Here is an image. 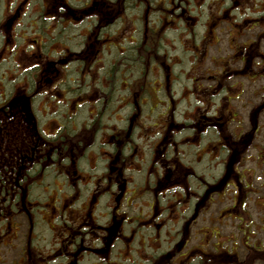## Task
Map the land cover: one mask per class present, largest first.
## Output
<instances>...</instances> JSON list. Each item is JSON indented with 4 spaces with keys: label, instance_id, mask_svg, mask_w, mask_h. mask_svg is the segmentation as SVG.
I'll return each mask as SVG.
<instances>
[{
    "label": "flooded vegetation",
    "instance_id": "obj_1",
    "mask_svg": "<svg viewBox=\"0 0 264 264\" xmlns=\"http://www.w3.org/2000/svg\"><path fill=\"white\" fill-rule=\"evenodd\" d=\"M110 4L113 6L110 7ZM118 4L119 0H0V191L2 189L6 191L8 185L20 191L25 188V184L29 186L25 190L29 189L31 184H39V165L35 164L42 157L47 156L50 159L48 151L50 153L51 150L60 149L51 141L46 142L48 147H44L42 151L39 149L40 144L44 143V140L40 141L41 137H46V132L53 131L55 119L61 116L60 113H56L60 106L65 107L64 111L71 112L80 109L86 103L87 116L90 117L87 118L88 120L94 121L96 116H102V112L98 115V109H101L100 104H96L95 100L90 103L94 95H100L101 99H105V94L97 91L100 89L98 81L96 80L97 86L93 90L94 95L89 97L85 91L88 75H95L97 72L88 73V67L92 62H96L89 56L94 49L91 50L94 45L90 43L95 42L102 48L105 41L103 45L115 47V43H120L119 36L116 35L120 30L133 29L135 32L136 27L133 24L135 18L133 17L132 23H128L130 18L125 8L119 7ZM109 8L115 10L108 13ZM183 11L178 14L183 16ZM111 15H113V21L110 23L113 26L112 38L115 40L109 42V39L102 35V31L105 30L102 19L108 20ZM225 16L227 13H224L223 18ZM89 19L92 21L89 22ZM217 20H212L216 26L222 22L221 19ZM139 25H143V45L152 47L151 41L146 40V21ZM212 25L208 24L209 30L215 28ZM78 26V34L72 33L73 28ZM133 39L131 37L122 42H133ZM114 41L118 42L114 43ZM254 42L255 40L246 39L240 45H235L234 57L231 56L229 60H233L235 55L247 65L253 56L260 55L259 57L263 60L264 56L258 52L257 47L250 50ZM96 53H99V49ZM9 61L14 63L16 77L8 76L10 75ZM166 62L162 60L160 65L170 74V65ZM72 67L77 75H73ZM257 68L264 70V63ZM227 69L228 64L225 66V71ZM257 70L252 73L253 81L257 78ZM231 73L232 76L240 74L238 69ZM221 75L223 73L220 72L217 76ZM217 83L222 85L225 91V102H222V109L225 110H216L211 122L218 130L217 142L223 143L225 149L232 150L240 144L239 141L242 139L230 137L231 134L228 132L227 126L234 124L233 120L237 117L234 106L232 108L230 104L233 100L241 103L242 91L236 92V95H233V91L231 95L228 92H231L232 85L223 83L221 80ZM73 84L77 86L75 89H72ZM216 84L207 89L215 90ZM207 89L201 90V99L198 100L200 104L206 106L210 102ZM116 90L117 87H113V91L116 92ZM198 90L200 92V89ZM111 99V106L108 107L110 113L106 114V119L103 121L105 123L100 124V132H111V136L108 140L104 138L101 144L99 143L106 148L102 146L99 150L97 148L99 145L96 147L97 155L105 159L100 171L97 168V162L101 159L95 158L93 152H90L92 163L88 161L86 168H83L81 163L79 168L84 149L87 145L94 143L90 139L83 140L85 147L72 151L69 148L70 140L66 139L67 150L63 151L64 156L59 157V159H68V167L59 171L60 174L63 173L64 197L59 199L60 202L46 205L41 218L49 208L53 210L52 212L57 211L60 218H57L54 224L60 225L64 231L61 248L56 252L53 248L44 257L37 256L34 251L39 250L32 242L35 238L32 234L37 217L40 216V214L36 215L37 208L41 205L39 202H7L0 196V264H245V260H239L237 244L235 250L230 253L221 250V246L216 249L215 242L209 246L190 245L191 247L184 251L183 247L188 244L184 226L187 228L188 223L180 232L182 240L171 239L175 233H171L173 231L171 226L166 227V222L171 219L161 217L163 208L159 206V196L166 191L171 192L177 199L175 202H179V205L177 203L179 207L183 205L189 208L193 204L195 213L198 208L200 210L204 202L212 200L211 196L215 194V188L201 179L189 161L179 156L176 158L163 156L160 151L150 159L156 169L154 166L146 167V172L143 173L141 167L129 168L125 164L119 166L117 150H111L113 147L119 149V140H116L118 136L116 122L119 120L118 111L124 103L123 99L120 101V97L114 96L113 92ZM245 103L247 107L248 101L245 100ZM131 120L132 118L130 122ZM9 124L7 130L6 127ZM25 124L29 130L26 127L27 132L23 135L19 134V129L25 128ZM250 124H252L251 121ZM206 125L205 119L196 124L199 130ZM83 126L86 127L88 124ZM14 130L18 133L17 137L12 134ZM128 136L125 142L130 141ZM229 150L225 151L228 153ZM129 156L132 158L134 154L132 156V153H129ZM242 156L243 154L241 158ZM192 157L196 161L201 159L199 156L194 157L193 154ZM51 164H48V170L54 168ZM128 169L142 172V176L145 174L142 183L132 182V176L125 173ZM229 176L235 182L234 184L238 182L237 170L229 173ZM148 177L153 178L155 184L152 191L153 200L149 198L150 191L145 192L148 190L145 188ZM22 180L26 181L25 184ZM228 180V178H222L219 186L224 185ZM201 181L204 186L202 189ZM138 184H143L141 190L136 187ZM82 190L87 193L81 200ZM104 198L114 203V206L109 208L105 215L108 219L102 223L100 222L101 213L97 217L95 208L98 209L99 203ZM239 201L240 199L237 198L236 202ZM76 202H81L80 208L79 211L73 212V206L78 207ZM121 202L128 207L134 206L131 202H149V212L144 216L139 214L138 219L135 216H126L124 212L119 211ZM167 202H174V200L169 199ZM229 209L230 207H227V210ZM69 216L70 219H68ZM23 227L27 229L28 245L24 248L21 245L18 259L8 263V252L18 247V234ZM163 228H165L164 235L167 234L165 238L161 235ZM136 238L137 248L135 249ZM164 243L166 245L163 249ZM240 244L243 250H248L246 254H249V261L259 260L260 264H264V245L255 244L254 247L247 248L246 239L241 240ZM175 250H177L176 253ZM27 252L30 253L31 258L27 257ZM123 253L125 256L122 255ZM25 257H27L26 260Z\"/></svg>",
    "mask_w": 264,
    "mask_h": 264
},
{
    "label": "rangeland",
    "instance_id": "obj_2",
    "mask_svg": "<svg viewBox=\"0 0 264 264\" xmlns=\"http://www.w3.org/2000/svg\"><path fill=\"white\" fill-rule=\"evenodd\" d=\"M126 1L137 3L135 6L142 8V12H145L146 6H143L141 3L143 0ZM140 3L141 5H139ZM181 5L186 6L188 17H193V19L189 20L187 24L182 22L184 16L180 17L182 14H178L184 10H182ZM198 5L199 7L196 8ZM228 6H231V9H226ZM224 12H228V15L221 18L222 22H219L216 26L210 18L213 16H219ZM139 14L140 12L138 10H135L133 13L134 16ZM163 14H166L165 17L159 15L157 12L152 13L149 18V26L158 24L161 25V29L159 30V34H161L160 43L161 47L165 48V52H169L171 56L170 61L166 62L170 65L171 72L168 74L165 67H161V73L158 76V79H155L154 83H152V78L155 77V73H157L158 70L156 67H153L151 68L152 71H149L150 76H148V78L151 79L150 83L152 84L153 90H150V93L145 95L147 97V102L142 108L144 123H142V126L138 131L142 137L138 139V142L141 140L143 143H141L143 147V154H141L138 150L135 151V154L138 153V155H140L143 159L142 162L140 159H136L137 163L130 162L125 165L129 168H137L142 165V171L145 173L146 164H148L149 160L156 153H158V149L160 153L166 157H176L174 153L178 150L177 156L181 157L183 160L189 161L195 171L199 173L201 179L206 181V183H212V177L222 172L221 162L226 156V151L222 154V158L220 160L213 158V154L211 153L213 151V146L217 144L218 141V130L216 128L205 130V127L204 129H198V132H195V128L193 127L204 119V116L206 115L203 112L205 110L210 111L208 115H213L215 110L222 109V102H225V93L220 95L219 91L222 90V85H219L218 83L216 84L217 81L221 80L223 83L232 85V90L231 92H228V94L232 95L234 91L233 95H236V92L242 91L240 98L244 103L242 100L241 103L233 100V105L230 104V107L233 108L234 106V112L238 113V115L237 119L233 120L235 125L233 123L229 124L227 129L229 134H231L230 137L239 138L240 136L243 141L245 140L241 146L247 145L245 150L242 152V158L238 159V168L236 169L242 192L247 198L246 202H233L232 199H234L236 195V190L234 191L232 187L235 186L231 185L222 192H215V194L211 197L212 200L204 202L200 210H198V208L194 213L192 208L193 204L189 208L183 207V205L179 207V202H175L177 199H175L174 195H172L171 192L167 193L166 191L164 194L159 196V206L163 208V211L159 212H161L162 218L171 219L168 220V222L165 221L167 223L166 227L171 226V228H173L171 233H175L174 237L171 239L174 238L175 240H182L180 232L182 231V227L188 223L187 228L184 226V231L188 237V244L186 247H183L184 251H186L190 245L196 246L199 244L209 246L215 242L216 249L221 246V250L230 253L235 250L237 244V254L240 261L245 260V264H260L259 260L252 262L249 261V254H246L248 250H243L240 243L241 240L244 241L246 239V245H248L247 248L254 247L255 244L264 245V107H261L260 111L258 110L259 112L257 113V122L255 125V128L257 127V131L255 133L254 131H251L252 124H250V119L247 116L253 107L255 109L263 102L261 96L264 94V70L258 69L255 65L256 63H259L261 66L263 62L260 64L262 61L259 57L260 55L250 58L249 65L244 63V61H241L240 57L237 55H235L233 60H229V58L231 56L234 57L233 49H235V45H240L243 40L246 39L255 40L250 47V50L252 51L256 47H259L258 52L264 56V0H173V5H171L170 9ZM127 16L128 18H132L130 15ZM168 16L175 18V21H167L166 19H169ZM126 20H128L127 17ZM91 21L92 19H89V22ZM208 24H213L212 27L215 26V28H210V30L209 28L207 29ZM136 25L140 29L137 34L134 33L133 29H122L119 32L117 31L118 34L116 35L119 36L118 41L121 43L123 40H128L131 37H137V43L135 45L138 46V44H143L141 39L144 38L143 25ZM114 27L116 26L114 25ZM71 32L78 34L79 26L74 27ZM103 32L110 37L107 31L104 30ZM109 32L112 33L113 30H109ZM257 36L262 37L256 38ZM150 41L152 43L153 39H150ZM158 41L159 39L154 38V49L159 46ZM126 43L127 42H125V44ZM90 44L96 45L95 42ZM103 44L102 48H100L102 53L95 54V60H98V62H92L88 67V73L97 71L96 74L99 75H88L86 79L87 88H85V91L89 97L92 94L94 95L95 91L93 90L96 89L97 80L100 88L97 90L99 93L110 92L112 79L107 78L105 74L107 71L109 72L112 67H119L114 69V73L117 69L119 70V77L115 78L114 87H117V90L116 92L113 91V93L114 96L123 98L124 105L120 111V118L123 119L124 117L126 118L131 111V106L133 104L132 93L138 86L137 80L135 79L141 74V71L140 68H137L136 65L131 62H128L129 64H120L124 61V59H127L128 55L136 53L137 46L134 49L133 47L135 45L128 43L126 45L130 48L128 49L127 47L126 52L123 53L125 50L124 44L121 46L116 45L117 48L108 45L105 46ZM194 44H198V47L194 48ZM93 48L94 47H92L91 50ZM121 57L122 59L120 60ZM227 64L228 69L225 71V66ZM8 65L10 66V69H8L10 75L8 76L16 77L17 75L14 63L9 61ZM237 69L240 74L232 76L231 72H234ZM72 70L73 75H77V72H74V67H72ZM255 70H257V74L259 73L262 75H257V78L253 81L251 76ZM149 72L147 71V73ZM220 72L223 73V75L217 76ZM114 73H111L110 75H113ZM121 74L127 78L126 82L120 83V78H122ZM166 76L168 77L166 78ZM192 77H195V81L191 80ZM195 82L197 83L194 84ZM215 84L216 89L214 90L213 95L207 96L210 98L208 105L209 108L205 105H199L198 100L201 99V90L206 89L209 86H215ZM239 86L241 87L240 89ZM72 87L74 88L75 84H73ZM196 87H198L197 89H200V92L198 93L199 97L196 94H192ZM101 90H103V92ZM216 93L218 96H216ZM166 94L174 101L173 112L175 118L166 121V126H163L162 124H165L163 120H167L162 112L167 105ZM228 94L226 95L229 96ZM99 96L100 95H94L93 99L96 104H100L101 106V109H98V115L104 110L105 104L107 103ZM187 96L190 97L185 99ZM105 97L108 96L105 95ZM245 100L249 103L247 107ZM158 102L160 103L158 104ZM85 105L86 103L80 107L77 116H75V120H77L78 125L86 121L87 118H90L87 116V107ZM155 106L157 107L154 108ZM153 108L154 110L150 111ZM64 110L65 107L60 106L56 113L63 115L66 113ZM222 110L225 109L223 108ZM71 112H74V110ZM246 112L247 114H245ZM105 119L106 117L104 120ZM185 119L191 125L187 126ZM174 121L183 122L184 127L188 128L190 133H192L193 130L194 138H192L193 134L187 137V135H185L186 133H184L185 131H183L175 134L174 144H170L168 146L169 148H166L168 143H164L160 139L167 137L168 142H172L171 125ZM125 126V120L119 122V128L125 129ZM178 130H180V127ZM248 133L251 135L249 136ZM151 134L154 135L150 137ZM244 134H247V138H243ZM110 136L111 132L102 133L99 131L94 137L95 144L93 147L96 149L97 145L102 142L104 138L105 140H108ZM157 138L158 140L156 141ZM191 138L193 140L189 141ZM193 144H196V146H198V144L199 146L206 144V146L203 145L204 147L201 146L202 148L199 149L200 147L193 146ZM124 152L129 154V148L127 147L124 149ZM195 152H201V154L203 153L201 159L199 161L197 160L198 162L192 157V154L195 157ZM80 162L82 163L83 168L88 167V161L85 158H81ZM104 163L105 160H99L97 162V168L99 171ZM125 173L128 176H132V182L142 183V172L130 171L128 169L125 170ZM148 179L150 183L153 184V178L148 177ZM49 180L50 176L46 179L44 178L43 182L47 183ZM34 185L35 184H31L30 189H27L31 190V198L47 200V198H52L54 196L53 193H50V189L40 191L39 186ZM200 187L202 189V184ZM64 189L60 192V194L64 192ZM179 191L181 190L179 189ZM242 192L239 193V196ZM81 193L82 200L85 198L87 192L82 190ZM242 197L244 196L242 195ZM169 199L174 200V202H167ZM53 203L54 202H39L41 207L37 208L38 213L36 212V215L40 214V216L37 217V221L35 222V228L32 234V237L35 236V238H33L34 241L32 240V242L39 250L34 251V253L40 257H44V255L48 254L53 248H55L54 252H56L61 248L60 243L63 240L64 231L61 229L60 225L54 224L57 222V218H60L57 211L52 212L53 210L49 208L47 213L43 214V218H41V215L45 210V206ZM80 203L81 202H76L78 207H75L74 205L72 208V210H74L73 212L79 211ZM132 203L134 206L128 207L121 202L119 211L124 212L126 216H135L137 219L140 215L144 216L145 214H148L149 202H131V204ZM111 206L113 207L114 203L108 202L107 198H104L99 203L98 209L97 207L95 208L97 217L101 213L100 222L104 223L108 219V216L105 215ZM81 207H83V205H81ZM227 207H230V209L227 210ZM68 219H70V216ZM164 230L165 228L161 231L163 238L167 235H164ZM26 234L27 229L25 227L20 228L17 240L18 247L8 252V263L18 259L19 252L21 250L19 247L21 245L23 248L28 245V240L26 241ZM38 238L40 239L38 240ZM136 240L137 238L134 241L135 249L137 248ZM88 241L89 240H87V242ZM59 245L60 247L58 248ZM162 245L164 249L166 244L164 243ZM29 248L31 249L30 246ZM148 251L149 250H147V252ZM176 252L177 250H175V253ZM27 253V257L31 258L30 253ZM122 255L125 256V253ZM133 255L135 254L133 253ZM246 255H248V257ZM27 257H25V260Z\"/></svg>",
    "mask_w": 264,
    "mask_h": 264
},
{
    "label": "trees",
    "instance_id": "obj_3",
    "mask_svg": "<svg viewBox=\"0 0 264 264\" xmlns=\"http://www.w3.org/2000/svg\"><path fill=\"white\" fill-rule=\"evenodd\" d=\"M141 3H142L143 6H146L145 12H142V8L135 6V5H137V3H135V2H127L126 0H119V4H118L119 7L125 8V12H126L127 15L132 16V18H130L128 20V22L132 23L133 17L135 18V21H134L135 23H133V24L135 25L137 30L134 33L137 34L140 31L136 24H140L143 21H146V23L148 25V27L146 29V30H148V31H146V39L147 40L148 39L149 40L153 39L152 47L149 46V45H143V44H138V46H137V45H135L137 43V37H135V38L133 37L134 38L133 42L132 41L131 42H127L126 44L130 43L132 45H135L133 47L134 49L137 46V51H136L135 54L128 55L127 59H124V61L120 64V65H122L123 63L124 64H129L128 62H131V63L135 64L137 68H140L141 74L135 79V80H137L138 86L135 89V91L132 93V95H133V101H132L133 104L131 106L130 113L127 115L126 118L124 117L123 119H121L120 118V111H121L122 108H120V111H118V115H117V118L119 120L116 122V125H117L116 130L118 131V136H117L116 140L117 141L119 140V149H114V147H113V149L111 151L117 150L116 152L118 153V164H119V166H122V165H124L126 163H130V162L137 163L136 159H140L141 160L140 155H138V153L135 154V151L138 150L139 152H141V154H143V152H142V150H143L142 144L143 143L141 142V140H139V142H138V139H140L142 137L140 136V133H138V131H139L140 127L142 126V123H144V120H143V109L142 108L147 102V100H146L147 97L145 95L149 94L150 90H153L152 89V84L150 83L151 79H149L148 76H150V72L152 71L151 68L156 67L158 72L155 73V77H153L152 81H151L152 83H154L155 79H158V76L161 73L160 62H162V60L169 62L170 58H171L169 52H165V48L161 47V43H160L161 34H159V30L161 29V25L158 24V25L149 26V18L151 16V14L155 13V12H157V13H159V15H162V16L165 17L166 14H163V13L167 12L170 9L171 5H173V0H151V1L143 0ZM141 3L139 5H141ZM109 6L112 7L113 5L110 4ZM220 6H221V4H220ZM198 7H199V5L196 8H198ZM181 8H182V10L184 9V11H185V13L183 15L184 18H183L182 22L187 24L189 20L193 19V17H188V15H187L188 11L186 9V6L181 5ZM226 9H231V6L226 7ZM114 10L115 9H113V8H109L108 13H111ZM135 10H138L140 12V14L137 15V16H134L133 13L135 12ZM224 13H227V15H228V12H224ZM224 13L220 14L219 16H213L210 19H212V20H214V19L217 20L218 19L219 20V19L223 18ZM180 17H182V15ZM168 18L169 19H166L167 21H171V20L175 21V18H173L172 16H168ZM105 19L106 18L102 19L103 28H105V31H107L109 33L110 37H108V35L103 32L104 30L102 31V35L105 38H108L109 42H112V40H115V38H112L113 33H110L109 30H113L112 29L113 26H112V24H110L113 21V15L109 16L108 20H105ZM208 28H209V26L207 27V29ZM154 38L159 39V41H158L159 46L156 49H154L155 48L154 47ZM115 42H118V41H114V43ZM122 44L125 45V50L123 52V53H125L126 49L128 47L125 44V42H121L120 44L115 43V48H117L116 45H120L121 46ZM193 47L197 48L198 44H194ZM129 48L130 47H128V49ZM98 49H99V53L101 54L102 52H101L100 46H97V43H96V45H94L93 53L89 54V56L92 57L94 60L96 59V55L95 54H96V50H98ZM192 54H193V52H192ZM121 59H122V57L120 58V60ZM95 61L97 62L98 60H95ZM116 68H119V67H115V68L112 67V69L109 70V72L107 71L106 74H105L107 76V78H111L112 79V87L110 88V92H108V93L107 92H103V94L107 95L108 97H104L105 98L104 102H107V103L105 104L104 110L102 111V116H96L94 121H91V120L87 119L86 121H84L85 123L82 122L81 124L78 125L77 120H75V116H77L79 109L75 110L74 112H70L68 110V111H66L65 114L59 116L60 118H56L55 119L56 122L53 124L55 126L53 131L52 132H50V131L46 132L47 136L46 137L42 136L41 140L39 139L41 142H43L42 140H44V143H41L40 146H39V149L41 151L43 150L44 147H48L46 145L47 141H51L54 145H56L57 147H60V149L56 148L57 150H51L50 153L48 151V156L50 157V159H48L47 156H46L47 158L46 157H42V158H40L39 162L37 164H35V165H39V167H38V169H39L38 183H40V184H35L34 183L35 184L34 186H39V188H40L39 190L40 191H46V190L50 189V193H53L54 196L52 198H47V200H45V199L40 200L39 198L33 199V198H31V195H30V191L31 190L24 191L25 188H28L29 186L27 184H25L26 181L22 180L24 182V184H25V186H24L25 188H23L24 190L22 189L23 191L22 190H20V191L15 190L14 188H11L10 185H8V188H7L6 191L4 189H2L0 191V196L2 198H4L7 202H21V201L22 202H60L59 199L60 198L62 199L64 197L63 193H62L63 195L60 196V192L64 189V186H63L64 180H63V173L61 172V174H60L59 171H62L64 168L68 167V159H66V158L65 159L64 158L59 159V157L60 156H64V152L63 151L67 150L66 139L70 140L69 148H71V151L79 149V147H82V146L85 147V144L83 143L84 139L92 140V142H94L93 145H92V143L87 145V147L84 149L85 152L83 151L84 154L82 155V158H85L87 161L91 162L90 152H93V154H94L93 156L95 158L98 157L101 160H105V159H103V158H101V157H99L97 155L96 149L93 147L94 144H95L94 137L96 136V133L101 131V127H100L101 125L100 124L104 121V118L106 117V114L110 113V108H108V107L111 106L110 104H111V100H112L111 97H112L113 87H114V83H115V78L119 77V70L118 69L114 73V69H116ZM147 71L148 72L150 71V72L147 73ZM111 73H114V74L110 75ZM121 75H120V77H121ZM120 80H121L120 83H123V82H126L127 78L124 75H122V78H120ZM191 80L195 81V77H192ZM196 83L197 82H195L194 84H196ZM76 87L77 86H75L74 88L72 87V89H75ZM197 88L198 87H196L194 89V92L192 94L198 95L199 90ZM207 91L210 94V96L213 95V93H214V89H211V88L207 89ZM222 91H223V88H222L221 91H219V93H221ZM153 92H155V91H153ZM139 93H140V95H139ZM87 96H89V95H87ZM216 96H218L217 93H216ZM188 97H190V96H187L185 99H187ZM198 97H199V95H198ZM166 98H167V102H166L167 105L165 106V109L162 110V112L165 115L167 120H163L165 122V124H162L163 126H166V121L175 118L174 117L175 115H174V112H173V110H174L173 102L174 101L172 100V98L168 97L167 94H166ZM121 99H123V98L120 97V101H121ZM93 101L94 100H90V103L93 102ZM209 101H210V99H209ZM159 103L160 102H158V104ZM121 107H122V103H121ZM156 107L157 106H155L154 108H156ZM206 107H208V106H206ZM154 108L152 110H150V111H153ZM259 109H261V108L260 107H256L255 109H253L250 112V121L252 123L251 131H254V133H255V131L257 129V127L255 128V125H256L255 123H256V120H257V113L259 112L258 111ZM202 110L204 111L203 108H202ZM209 112L210 111H208V110L207 111L205 110L203 112L206 115L204 119H205V121H207V125L204 126V128L206 127L205 130H208L210 128H216L217 129V127H215L212 124V122H211L212 119H214L213 117H214V115L216 113V110L214 111L213 115H208ZM157 115H159V114H157ZM131 118H132V120L130 122ZM123 120H125V123H126L125 129L119 128V122H121ZM185 122H186L187 126L191 125V124H189L186 121V119H185ZM103 123H105V122H103ZM83 124H88V126L85 127V126H83ZM171 124H172V122H171ZM12 125H15V124H12ZM8 126H10V124L7 125V127H6L7 130L9 129ZM26 127L29 130V127L25 124V128L23 127L22 129H19L20 130L19 134L22 133V135H23L24 132H27ZM179 127H180V130H178ZM193 128H195L194 129L195 132H198L197 131L198 128H197L196 125H194ZM171 129H172V132H171V134H172V142L171 143L168 142L167 137H164L163 139H160L164 143H166V142L168 143L166 148H169L168 146L170 144H174V139H175L174 135L178 134V133H181L183 131H185L184 133H186L185 135H187V137L191 136L193 134L192 138H194L193 130H192V133H190L188 128L184 127V123L183 122H175L174 121V123L171 125ZM54 130H55V132H54ZM200 130H202V129H200ZM12 134H14V137L18 136V133L15 130L13 131ZM195 134H197V133H195ZM35 135H36V133H35ZM152 135H154V134H151L150 137ZM248 135L250 136L251 134L248 133ZM127 136H128V139H130V141L125 142V139H126ZM145 138H146V136H145ZM192 138H191V140L189 139V141H192L193 140ZM243 138H247V134L246 135L244 134ZM157 140H158V138L156 139V141ZM244 141H242V140L239 141V143H240L239 145H237L236 147H233L232 150L228 149L230 152H228V153L226 152L227 154L223 158V161L221 162L222 163V172L220 174L214 175L212 177V181L213 182L212 183H208L212 187L215 188L214 192H222L228 186L234 185L235 187H232V188L233 189H235V188L237 189L238 188V196H239L240 190H242V188L240 187L241 184L239 183V176H238V180H237L238 182L236 184H234L235 182L232 180V178H230L229 173L234 172L238 168V159L241 158L242 152H243V150H245V148L247 146V145L246 146H241V144ZM183 143H185V142H183ZM100 144H101V142H100ZM222 144L217 142V144H215L213 146V152L211 153V154H213V158H217V159L220 160L222 158V154L225 152V150L228 151L227 149H225L224 144L223 145ZM203 145L206 146V144H203ZM203 145H200L199 149L204 147ZM102 146H104V145H99L97 148L100 150V149H102ZM127 147L129 148L130 153H132V156L134 154V157L131 158L129 156V154L124 152V149H126ZM158 151H159V149H158ZM196 151H198V150H196ZM177 152H178V150L176 151V153H174V155L176 157H178L177 156ZM200 154H201V152H195V156H200ZM53 156H55L56 158L53 159L52 158ZM176 157H173V158H176ZM141 162H142V160H141ZM50 163H52L51 165L54 168H52L51 170H48V166H49L48 164H50ZM209 165L211 166L210 163H209ZM213 165H214V163H213ZM151 166H154V163L152 162V160H149V163L146 164V167L148 168V167H151ZM140 167L142 168V165L139 166L138 168H140ZM79 168H81V162L79 164ZM209 168H211V167H209ZM155 169H156V167H155ZM48 176H50V180L47 181V183H44L43 182L44 178L46 179ZM142 177L144 178L145 174H143ZM222 178H225V179L228 178L229 180L226 181L224 183V185L219 186V182H220V180ZM24 180H26V178ZM146 184L147 185H146L145 188H147L148 190L145 191V192H149L150 191L149 198H152L151 200H153L154 198H153L152 191H153V186L155 185L154 181H153V184H151L149 179H148ZM201 184L203 186L202 181H201ZM136 187L141 190L143 188V184H141V185L138 184ZM235 198H237V197L235 196ZM6 201H1V202H6ZM239 202H244V199L241 198Z\"/></svg>",
    "mask_w": 264,
    "mask_h": 264
}]
</instances>
